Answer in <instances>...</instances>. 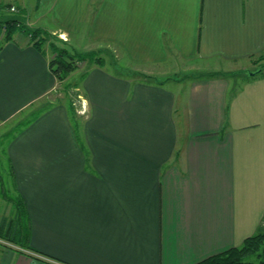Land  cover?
<instances>
[{
  "label": "crops",
  "instance_id": "crops-1",
  "mask_svg": "<svg viewBox=\"0 0 264 264\" xmlns=\"http://www.w3.org/2000/svg\"><path fill=\"white\" fill-rule=\"evenodd\" d=\"M23 16L101 63L71 73L87 69L74 131L64 103L33 107L58 86L50 49L18 32L0 44V129L41 111L5 147L0 264H196L264 232V72L249 75L264 0H35ZM179 61L250 63L237 82H160ZM5 194L25 204L28 247L7 239Z\"/></svg>",
  "mask_w": 264,
  "mask_h": 264
},
{
  "label": "trees",
  "instance_id": "trees-1",
  "mask_svg": "<svg viewBox=\"0 0 264 264\" xmlns=\"http://www.w3.org/2000/svg\"><path fill=\"white\" fill-rule=\"evenodd\" d=\"M6 7L7 4H0V10ZM17 12V14L0 18V44L4 41L11 40L13 34L18 32L24 34L28 38V42L37 49L41 50L43 46H47L52 53V57L48 63L49 68L55 76L58 86L61 85L64 87L66 93L68 92V89L77 87L78 81L86 74L87 69L82 73L78 80L72 83L67 81L69 75L79 67V63H86L87 68L92 64L101 63L99 50H92L89 52L76 51L47 30L41 28H29L25 24L23 10L19 9ZM256 62L260 64L258 72H264V50L257 56ZM253 73L254 74L251 75L252 77L256 75V72ZM65 105L70 120L73 123L74 131H77L78 122L80 120L79 116L81 115L76 111L77 108L75 102L72 101L71 98L68 99ZM49 106L50 105L45 104L40 110L43 111ZM40 110L31 113L26 119L21 120L16 128H14L13 132H17L21 127L30 123L38 115V111ZM5 196L12 204L10 215L12 216V222L9 223L8 226L12 227V236L15 237L13 239L7 237V239L16 244L23 243L22 246L25 245L28 247V217L25 204L18 194H15L14 196L5 194ZM196 264H264V232L246 237L240 246L232 247L224 252L212 255Z\"/></svg>",
  "mask_w": 264,
  "mask_h": 264
},
{
  "label": "rangeland",
  "instance_id": "rangeland-1",
  "mask_svg": "<svg viewBox=\"0 0 264 264\" xmlns=\"http://www.w3.org/2000/svg\"><path fill=\"white\" fill-rule=\"evenodd\" d=\"M7 3H11L8 5V7L13 6V4L14 5L20 4L21 6H24V8L26 9V13H24V15H30L32 12V7L35 3V0H25V2H21L20 0H0V4L6 5ZM24 8H21L23 10V12H25ZM17 13L18 12L12 13L9 10H7V11H4L3 14H5V15H2V16L7 17V16H11L12 14H17ZM87 20H90V18L87 17L86 24L88 22ZM33 29H36V28L34 27ZM108 49L114 50V51H112L113 57H114V60L116 61V63L118 65L125 66L126 70H128V71L129 70L135 71L138 69V67H136L134 64H130L129 62L124 60V57H122V52L117 46L109 45ZM257 56L258 55H254L252 58L249 59L250 61H252V63H250V62H244V63L239 62L238 63L237 62V63H223L222 64L218 61L217 62L214 61L215 63L214 62H210V63L208 62V63L204 64L203 62H199V61H188V62L179 61V64H176V62H174V63L166 65V66H164V68L162 67L160 70H158V79H159V81H162L165 79H170V78L176 77L179 79H186L183 83L184 84H190V82L188 80L200 75V73H202V72H206V71L218 72V71H221L222 76L228 75V74H236V75L240 76V77H237L235 80L230 77L231 82H237L240 80L241 76L244 75V74L239 73L243 70L242 68L244 66H242V65L250 63L249 66L251 67L250 68L251 71L256 72V74L259 73L258 70H259L260 64L258 62H256ZM107 59H108V61L110 60L109 58H107ZM119 59H122V61H120ZM79 65H80V63H79ZM173 72H175V73H173ZM78 76L79 75L75 76L74 74H71L68 77L67 81L72 83V82L78 80V78H79ZM165 81H167V80H165ZM165 84L170 88L171 83L166 82ZM178 89L179 88L177 87L176 91ZM69 98H71V100L75 102L76 106H78V107L83 106V103H82L83 100L77 99L75 91H73L72 89H68V92L66 93L64 87L59 85L56 87L55 91L49 95L48 98H43L40 102H37L33 107L37 109L40 106H43L45 104H50V105L57 104V103L66 104V102L68 101ZM22 116H24V115H22ZM22 116H19L18 118H22ZM7 126H8V129H6V131H5L4 127L0 129V180L3 183L9 182V177H8V173H7L8 167H7V162L5 161V147H6L8 140H9V136L11 135V131L13 130V129L9 130L10 124ZM7 131H9V132H7ZM8 208H9V205H7V207L3 208L2 213L6 214L8 211Z\"/></svg>",
  "mask_w": 264,
  "mask_h": 264
},
{
  "label": "built area",
  "instance_id": "built-area-1",
  "mask_svg": "<svg viewBox=\"0 0 264 264\" xmlns=\"http://www.w3.org/2000/svg\"><path fill=\"white\" fill-rule=\"evenodd\" d=\"M9 11L12 13H15V12H17V9L14 6H10Z\"/></svg>",
  "mask_w": 264,
  "mask_h": 264
},
{
  "label": "water",
  "instance_id": "water-1",
  "mask_svg": "<svg viewBox=\"0 0 264 264\" xmlns=\"http://www.w3.org/2000/svg\"><path fill=\"white\" fill-rule=\"evenodd\" d=\"M252 74H254L253 72H249V75H252Z\"/></svg>",
  "mask_w": 264,
  "mask_h": 264
}]
</instances>
